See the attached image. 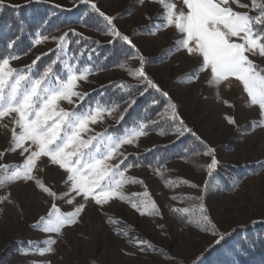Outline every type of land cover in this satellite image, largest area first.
I'll return each instance as SVG.
<instances>
[{
    "label": "rangeland",
    "instance_id": "obj_1",
    "mask_svg": "<svg viewBox=\"0 0 264 264\" xmlns=\"http://www.w3.org/2000/svg\"><path fill=\"white\" fill-rule=\"evenodd\" d=\"M6 1L22 3L25 0ZM51 1L66 5L77 2ZM93 2L106 15L114 17L116 29L122 35H127L144 57L145 75L151 76L154 84L170 97L171 102L166 106L165 113L171 119L184 121L186 128L193 129L201 140L215 150L212 155L218 164L214 169H220L221 163L245 167L246 162H264V124L260 123L262 117L259 106L249 103L242 83L234 77L221 82L218 87L208 83L210 70L200 71L192 78L186 77V74L193 73L201 65L202 57L189 55L186 49L177 45L183 34L175 26H165L166 9L159 0H143V3L140 0ZM168 2L175 4L177 13L188 10L183 0ZM239 4H247L249 8H242L230 0V6L235 11H249L251 8V0H239ZM128 5H133V11L123 14ZM155 14L159 15L153 25L151 17ZM257 14L256 10L250 11V15ZM156 24L162 27H156ZM138 26L152 27V31H137ZM248 55L255 64L264 67V56L258 53ZM150 57H159L160 60L158 63L149 62ZM128 64L125 70L106 74L101 79L117 75L132 78L130 70L134 73L141 67L140 57ZM11 66L17 68L14 63ZM79 85L80 82L77 88ZM72 99V104L61 101L60 107L74 110L79 97ZM172 104L176 106L178 119L172 115ZM226 116L233 117L235 123H229ZM14 117L13 113L0 119V153H4L0 156V164L3 165L22 164L28 155H21L22 149L6 151L11 147ZM106 121L107 115H103L96 123H90V131L83 133V138L96 135ZM248 124H252V130L245 128ZM16 130L19 131L18 128ZM156 138L166 140L163 137ZM150 140L154 141L152 138ZM136 143H124L128 148L122 147L120 154L133 151ZM212 155L204 154L189 163L176 164L167 175L170 178L169 181L167 179L170 182L168 186L148 177L145 186L138 181L130 188V192L126 191L124 200L114 197L103 205L96 204L91 197L85 202L82 196H76L75 193L59 197L60 193L68 191L69 185L64 183L67 173L59 165L52 164L48 157L42 156L33 169V176L42 180L59 198L54 200L37 186L35 180L20 179L0 185V252L13 240L29 238L36 246L33 245L34 250L31 251L32 260L27 253L19 252L8 264H189L218 239L219 236L210 230L211 225L228 231L237 225L264 219V170L248 178L233 194H204L209 171L207 165L211 163ZM120 160L121 156L115 154L108 163L118 164ZM11 171L14 169H9L7 173L0 170V176ZM147 186L155 191H147L148 199L158 206L159 214H149L148 211L132 207V203L144 198L141 194ZM69 200L72 203H68ZM54 203L63 213L73 211L82 203L86 206L77 216L76 223L63 226L59 233L44 232L34 227L40 217L47 216L50 204ZM200 204L206 208L205 214L210 222L198 226L195 221L200 214ZM177 207L187 215L189 223H182L172 216L171 209ZM184 209L189 211L185 212ZM49 239L55 241L51 245L53 251L41 254L40 249L49 247L46 243ZM147 239L162 250L150 246Z\"/></svg>",
    "mask_w": 264,
    "mask_h": 264
},
{
    "label": "snow or ice",
    "instance_id": "obj_2",
    "mask_svg": "<svg viewBox=\"0 0 264 264\" xmlns=\"http://www.w3.org/2000/svg\"><path fill=\"white\" fill-rule=\"evenodd\" d=\"M81 2L88 4L104 19L105 26L113 36L123 40L131 48H136L127 35H122L116 29L113 24L114 17L102 12L93 0H81ZM140 2L143 3V0ZM233 2L242 8H249L247 4H239V0ZM159 3L166 9L165 26H175L177 31L183 34V38L176 42L177 45L186 49L189 55L202 57L201 65L194 69L193 73L186 74V77L192 78L200 71L210 70L211 77L208 83L217 87L221 82L234 77L242 83L249 97V103L259 106L262 117L260 123L264 124V74H262L264 69L259 68L248 55L258 53L264 56V0H251L250 10L243 12L235 11L230 6V0H183L188 10L179 13L175 11V4L168 0H159ZM3 7V0H0V10ZM251 10H256L258 14L250 15ZM37 35L38 38L34 42L36 44L48 39L47 36ZM67 35L65 33L53 37L59 41L57 44L59 51H63L67 43ZM8 47L11 48L12 43ZM15 59H18L16 55L0 56V119L15 114L11 129V147L6 151L22 149L21 155L24 153L28 155L19 165L0 164V170L5 173L9 169H14L10 174L0 176V185L20 179L35 180L37 186L54 200L71 193L82 196L85 202L91 197L98 205H103L114 197L124 200L126 197L122 191L123 186L138 182L125 174L127 168L132 165H126L121 171V165H125L124 160L113 165L108 161L117 153L121 144H131L136 138L144 135L145 125L140 124L138 128L127 131L123 136L108 135L105 132L84 139L82 134L90 131L89 124L96 123L98 119L103 118L104 111L110 112V110L97 105L95 110L90 107L84 112L69 111L60 107V102L68 101L72 104L73 97H79L82 101L88 95L76 91V88L78 81L87 80L91 69L66 64L64 77H61L54 71L59 56L45 68L43 73L33 71L37 61L41 59L40 56L23 69L11 66L10 61ZM140 60L141 67L131 74L142 77L151 87H157L143 71L144 57L140 56ZM162 95L168 94L164 92ZM170 107L173 117L178 119L176 106L172 104ZM226 119L229 123H235L233 117L226 116ZM177 131L191 132V129L184 127L183 121L180 120ZM214 151L213 148L207 147L205 154L212 155ZM3 155L4 153H0V156ZM42 156L48 157L52 164L59 165L67 173L64 183L68 184L69 188L67 192L60 193L59 197L42 180L33 176V169ZM217 164V159L212 155L211 163L207 168L211 172ZM141 195L144 198L138 203H132V207L148 211L149 214L153 212L159 214L158 206L153 200L148 199L149 193L145 191ZM74 199L75 196L72 197V200ZM72 200L68 203H72ZM85 206L82 203L73 211L63 213L54 203L47 216L40 217L33 226L41 228L44 232L59 233L63 226L76 223L77 216ZM199 213L195 221L198 226L210 222L203 204L199 205ZM258 222L260 221H252L253 224ZM224 237L225 234H221L215 243H219ZM46 243L49 247L40 249L41 254L53 251L51 245L55 241L49 239ZM136 243L147 242L136 241Z\"/></svg>",
    "mask_w": 264,
    "mask_h": 264
},
{
    "label": "trees",
    "instance_id": "obj_3",
    "mask_svg": "<svg viewBox=\"0 0 264 264\" xmlns=\"http://www.w3.org/2000/svg\"><path fill=\"white\" fill-rule=\"evenodd\" d=\"M3 3L4 7L0 10V56L16 55L18 59L10 62L14 63L17 69H23L40 56L41 59L33 69L37 73H43L45 68L59 56L54 71L61 77H64L66 64L77 68L89 67L91 71L87 80L78 81L80 85L76 88V91L88 95L82 101L78 99L79 102L74 104V110L84 112L90 107L95 110L97 105L110 110L103 112L102 115H107V121L103 122V127L97 133L106 132L108 135L123 136L127 131L138 128L140 124L145 125V134L135 139L134 142L137 143L133 151L128 150L120 154L119 150L122 147L128 148V145L121 144L116 153L125 161V165H121V171L126 165H132L127 168L126 176L135 178L144 186L148 177L168 186L170 182H166L170 178L168 179L167 175L176 164L189 163L207 152L209 146L200 138L197 139L198 135L193 129L187 127L191 132L177 131L180 120L171 119L165 113L171 99L168 95H162L163 90L151 87L142 77L133 74H131L132 78L117 75L113 78L101 79L106 74L125 70L128 63L139 58L141 54L137 48L133 49L123 40L113 36L105 26L104 19L88 4L80 0L72 5L51 0H25L22 3L3 0ZM16 5L20 7H14ZM132 8L133 5H128L123 14L132 12ZM158 15L151 17L153 25ZM160 26L161 24L156 27ZM137 31L151 33L152 27L148 29L145 26H138ZM65 33L68 34L67 43L63 51H59L57 49L59 41L53 37ZM37 34L40 37L47 36L48 39L36 44L34 42L38 38ZM10 43H12L11 48L8 47ZM158 60L159 57L148 59L149 62L154 63H158ZM256 65L264 69L262 65ZM147 77L150 80L152 78L149 75ZM121 116H123L122 120ZM183 126L186 127L184 121ZM245 128L252 130L253 126L248 124ZM156 137H163L166 140H158ZM151 138L154 141L150 140ZM245 165V167H236L231 163H221L220 169L208 171L204 194L210 192L221 195L233 194L248 178L259 175L264 170V164L261 162L258 164L246 162ZM136 183L125 184L122 188L124 195L126 191L130 192V188ZM147 185L151 186V184ZM148 186L145 190L154 193L155 191ZM52 205L50 204L51 208ZM171 210L176 220L189 223L187 215L180 210V207ZM254 221L260 222L237 225L228 231L220 230L215 224L211 225L210 230L218 236L225 234L224 239L219 243H215L216 241L211 243L189 264L194 262L195 264H264V219ZM147 242L156 250H162L151 240L147 239ZM33 245V241L29 238L13 240L0 252V264H8L19 252L27 253L26 255L31 256L29 259L32 260L31 251L35 246Z\"/></svg>",
    "mask_w": 264,
    "mask_h": 264
}]
</instances>
